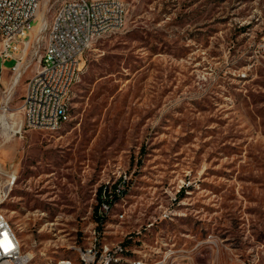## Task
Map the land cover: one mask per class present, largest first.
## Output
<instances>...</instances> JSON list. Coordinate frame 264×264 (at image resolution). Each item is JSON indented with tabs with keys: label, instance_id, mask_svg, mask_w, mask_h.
<instances>
[{
	"label": "rangeland",
	"instance_id": "rangeland-1",
	"mask_svg": "<svg viewBox=\"0 0 264 264\" xmlns=\"http://www.w3.org/2000/svg\"><path fill=\"white\" fill-rule=\"evenodd\" d=\"M121 1L122 28L85 53L70 119L0 133L17 178L0 214L35 264L76 261L98 229L148 264H264V0ZM33 70L11 95L17 122Z\"/></svg>",
	"mask_w": 264,
	"mask_h": 264
},
{
	"label": "built area",
	"instance_id": "built-area-1",
	"mask_svg": "<svg viewBox=\"0 0 264 264\" xmlns=\"http://www.w3.org/2000/svg\"><path fill=\"white\" fill-rule=\"evenodd\" d=\"M42 7L51 10V16L46 19L44 11L43 22L31 39ZM124 20L121 0H0V60L13 61L9 80L0 73V133L22 136L26 129L55 131L68 121L72 88L80 78L85 53L99 38L122 28ZM32 66L20 107L22 118L17 122L10 107L11 95ZM16 179L13 164H0V198ZM124 184L120 179L106 194L104 187L96 216L100 223ZM90 238L85 246H73L81 249L86 264H111V259L122 257L123 246L108 251L100 230ZM0 264H35L33 253L16 244L15 231H9L8 222L1 217Z\"/></svg>",
	"mask_w": 264,
	"mask_h": 264
},
{
	"label": "bare ground",
	"instance_id": "bare-ground-1",
	"mask_svg": "<svg viewBox=\"0 0 264 264\" xmlns=\"http://www.w3.org/2000/svg\"><path fill=\"white\" fill-rule=\"evenodd\" d=\"M40 21L38 24H36L33 28H32V37L31 39L34 38L35 33L39 30L43 19H44V10H40L39 14H38ZM2 120L3 118L0 117ZM11 189H4V197L0 198V203L4 201V199L7 197L9 191ZM0 217L2 220L8 222L1 214ZM99 223H100V219H96ZM98 227V226H97ZM8 228L9 231H13L10 224L8 223ZM97 229V228H96ZM100 229H98L99 231ZM96 230H94L92 233H95ZM15 241L16 244H20L18 238L15 235ZM108 251H116V245L115 248L112 249L111 247L108 246ZM61 261H65L66 264H86V262L83 261L82 256H81V249L77 248V260H71L70 258H59L55 264H59ZM111 264H144V260L142 261L140 258H138L135 254L133 255L132 253H130L127 249V247H124V253L122 255V257H115L113 259H111ZM148 264V263H146Z\"/></svg>",
	"mask_w": 264,
	"mask_h": 264
}]
</instances>
